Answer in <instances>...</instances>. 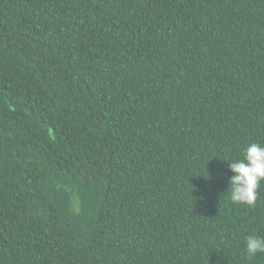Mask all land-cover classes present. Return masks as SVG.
<instances>
[{
    "label": "trees",
    "instance_id": "16d2710c",
    "mask_svg": "<svg viewBox=\"0 0 264 264\" xmlns=\"http://www.w3.org/2000/svg\"><path fill=\"white\" fill-rule=\"evenodd\" d=\"M251 143L264 0H0V264H264Z\"/></svg>",
    "mask_w": 264,
    "mask_h": 264
},
{
    "label": "clouds",
    "instance_id": "9594fccd",
    "mask_svg": "<svg viewBox=\"0 0 264 264\" xmlns=\"http://www.w3.org/2000/svg\"><path fill=\"white\" fill-rule=\"evenodd\" d=\"M229 162L230 171L234 174L230 179L229 187L231 201L254 207L258 198V189L264 182V146L251 143L244 150L242 160ZM246 251L249 257L264 253V237L248 236Z\"/></svg>",
    "mask_w": 264,
    "mask_h": 264
}]
</instances>
